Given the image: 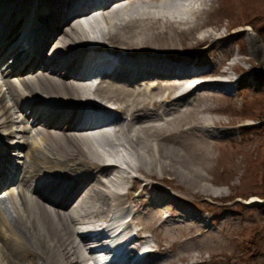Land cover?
<instances>
[{"label": "bare ground", "instance_id": "obj_1", "mask_svg": "<svg viewBox=\"0 0 264 264\" xmlns=\"http://www.w3.org/2000/svg\"><path fill=\"white\" fill-rule=\"evenodd\" d=\"M126 1L0 0V62L14 58L0 67V264H87L113 213L131 214L129 201L142 215L126 228L136 225L134 240H146L142 232H155L166 208L168 175L200 177L192 161L210 158L193 144L209 143L212 124L222 123L199 114L214 110L205 102L221 87L232 88L214 78L228 74L231 51L210 68L183 54L214 39L201 34L214 0ZM98 16L104 24L95 28ZM248 39L264 62L259 35ZM116 144L135 163L106 166ZM15 148H26L18 167ZM166 237L159 256L152 249L139 264H166Z\"/></svg>", "mask_w": 264, "mask_h": 264}, {"label": "rangeland", "instance_id": "obj_2", "mask_svg": "<svg viewBox=\"0 0 264 264\" xmlns=\"http://www.w3.org/2000/svg\"><path fill=\"white\" fill-rule=\"evenodd\" d=\"M242 11L243 22L234 26ZM202 20L209 24L201 34L212 33L214 39L183 56L191 55L201 62L200 68H210L230 50L223 68L229 67L228 72L234 69L239 80L232 81L227 94L219 91L205 102L214 110L199 114L208 123L222 122L212 124L209 143L194 141L195 152L208 151L210 156L206 162H201L200 157L192 161V168L201 176L183 173L174 180L168 175V181L161 185L168 198L161 218L165 220L163 233L158 227L161 219L155 222V232L142 233L147 243L156 248L157 256L158 240L167 236L160 248L166 264L172 260L174 264H264V120L255 118L264 109V62L252 53L248 39V34L255 32L264 45V0H214ZM202 92L195 91L192 97ZM13 115H17L14 109ZM25 149L15 148L12 153L16 155L10 156L18 164L10 163L20 166ZM4 188H0V195L5 193ZM149 190L154 193L152 187ZM15 199L20 203L17 194ZM151 199L154 200L152 196ZM128 204L136 220L142 214L132 201ZM258 226L262 230L255 233L252 243H246L245 233ZM174 240L177 244L170 247Z\"/></svg>", "mask_w": 264, "mask_h": 264}, {"label": "trees", "instance_id": "obj_3", "mask_svg": "<svg viewBox=\"0 0 264 264\" xmlns=\"http://www.w3.org/2000/svg\"><path fill=\"white\" fill-rule=\"evenodd\" d=\"M244 14L245 13H243V16H244ZM242 16V17H243ZM245 17V16H244ZM245 23H247L246 21H245ZM243 24V23H242ZM255 118H260V119H263L264 120V109L262 110L261 109V112L260 113H258V115L257 116H255ZM262 181H261V185H262V187H263V190H262V194H263V196H264V171H263V175H262ZM257 228V229H256ZM262 226H258V227H255V228H250L246 233H248V235L245 233V237H243V240H245L246 241V243H252L253 241H254V237H255V233L256 232H260L261 230H262Z\"/></svg>", "mask_w": 264, "mask_h": 264}]
</instances>
